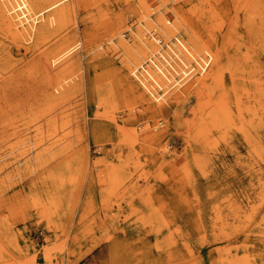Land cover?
Instances as JSON below:
<instances>
[{
  "label": "rangeland",
  "instance_id": "rangeland-1",
  "mask_svg": "<svg viewBox=\"0 0 264 264\" xmlns=\"http://www.w3.org/2000/svg\"><path fill=\"white\" fill-rule=\"evenodd\" d=\"M72 1L75 19L42 52L17 55L0 34V264H264V0ZM146 7L201 40L147 30ZM140 31L159 33L158 61ZM177 42L215 65L148 109L128 80L170 66ZM64 43L68 80L81 78L51 102L40 87Z\"/></svg>",
  "mask_w": 264,
  "mask_h": 264
},
{
  "label": "bare ground",
  "instance_id": "bare-ground-1",
  "mask_svg": "<svg viewBox=\"0 0 264 264\" xmlns=\"http://www.w3.org/2000/svg\"><path fill=\"white\" fill-rule=\"evenodd\" d=\"M132 1L133 0H124V2H126V3H129ZM164 1H166V0H164ZM172 1L177 2L178 0H172ZM149 4H151V3L149 2ZM152 4H154V3H152ZM154 8H155V6H154ZM152 10H149L146 7V11L143 10V15L140 18H138V20H137L138 24H140V23H142L143 25L145 24V27L147 28V30L150 28H153V29H155V28L159 29L160 28L162 30V33L169 38H171L172 35H175V34H176L175 38L176 37L178 38V36H179L178 34H180V35L184 36L187 40L188 39L187 33H189V35L191 37H193V39H194V40L193 39L188 40L189 43H191V44L196 42V41L198 42L199 40H201V39H198L197 36H195L194 29L189 27L188 24L183 19H181V17H179V15L177 13L174 14L176 20L173 22V19L171 21L167 17V14H165L164 12L162 14L160 13L158 18L154 17L155 12ZM172 10H173V8H172ZM77 12H78V7L72 0H0V34L5 39H7V41L9 42L10 48H12V50H14L17 55H22L21 52L24 49L25 54H27L28 56H32L36 52H42L47 48V46H48L46 43L47 40H49V42H50L54 37H57V38L61 37V35H62L61 31L63 32L64 30H66V28L68 27V25L70 23V19L71 18L75 19V15L77 14ZM165 12H167V11L165 10ZM175 12H177V11H175ZM174 15L172 17H174ZM56 26H57V28H56ZM142 28L138 29V30H142ZM157 31H155V33H153V34H152V32H150L151 33L150 37L144 36L141 31H140L141 35L139 34V32L136 33L139 36L138 40L140 42L138 46L141 49H146L145 52H147L148 59L150 58V60L154 61V62H155V60L158 61V59H156L154 57V54H155L154 52L156 51L155 48L159 44H161V42H162V39L160 38L159 33L157 34ZM160 33H161V31H160ZM162 33H161V35H162ZM120 34L122 35V32ZM27 36H30L29 40L26 39ZM116 37H117V35H116ZM119 37H121V36H119ZM74 38H75V35L73 36V39ZM62 39H63V37H62ZM26 41L28 42V44L26 46H24V43ZM170 41H171V39H170ZM191 41H193V42H191ZM119 43L124 44L123 46L127 45L125 38H123V40ZM121 44H120V47H121ZM183 44H184V42H183ZM183 44L182 45H180L179 43L176 44L177 45V46L175 45L176 48L174 47L175 50H173V48H172L173 46L171 47L173 51L169 50L168 54H167L169 56V59H167L168 56L167 57L165 55L162 56L164 59L166 58L168 60L170 66H167L166 68H164V66H163V68H164L163 69L161 66H159L158 64L155 63L156 67L151 66L153 68V70H151L147 66L150 69V71L149 70H145V71L139 70L138 72H136L135 71L136 68L133 69L135 76L138 77V79L136 80L137 85L132 80H128L129 81L128 84H131L130 88L135 93V95L137 97H139L142 100V102H146V104H148V109H153L152 105H154L155 102H156V104L160 105V102L156 100L158 98L165 100V103L161 104L160 106H164L166 103H168V101L171 100L170 99L171 96L181 98L182 96L180 95V93H178L180 86H184L183 84H186L188 80H192V79H194V81H193L194 83L204 82V79H202V78L206 75V73L209 71L211 66L215 65L214 64L215 63L214 57H213L211 52L207 51L208 48L202 49L203 52H206L205 54H203V52L198 51V48L197 49H190L189 48L190 46L188 47V45H183ZM155 45H157V46H155ZM200 45L202 47V44H200ZM50 46H52V45H49L48 47H50ZM191 46L195 47L193 45H191ZM75 47H73L69 43H64L63 48H61V47L57 48L56 50L53 51L51 56L48 57L49 62H48V67H47V71H46L47 73L45 75V79L42 80V84L40 87L42 91H45V97L44 98L46 100L53 102L52 100H54L55 98L61 97L62 95L66 96L65 92H69L73 87L78 86V84L80 82L79 80L81 77H79L78 80H73V84H71L70 80H68L71 77V75L73 76L75 73L74 71H73L74 73L72 72L73 67H74V66H72L73 64L69 65V63H68L66 65V67H64L65 63H67L70 60V58L72 56H74ZM111 47L114 48L113 45H111ZM115 48H116V46H115ZM122 50L124 51V49H122ZM166 52H167V50H166ZM125 54H126V52H125ZM128 54H129V52H128ZM128 54H126V55H127L128 59H130L131 55L130 54L128 55ZM162 54H163V52H162ZM143 56H144V54H143ZM147 56H145V57H147ZM159 57H160V55H159ZM157 58H158V56H157ZM135 60H137V59L135 58ZM106 61H107L106 63L112 65V63L110 61H108V60H106ZM123 61H124L123 63L126 62L125 59ZM130 61H132V60H130ZM77 62H78L77 65L82 66V62L80 60L76 61L75 63H77ZM193 62L197 63V66L195 69H194L193 65H190L191 63L194 64ZM138 63H139V61H138ZM77 65H75V68ZM162 65H163V63H162ZM110 67H112V66H110ZM123 67H129L130 68V64H128L126 62L123 65ZM120 70H121V68L118 67V69L116 71L118 72ZM130 71H132V69ZM156 72H158V74H156ZM154 74H156V75H154ZM184 74H185L186 82H185V80L181 79L184 76ZM216 76L218 78V72H217ZM107 82H110V80H108ZM53 86H56L55 92L57 94H54L53 91H50V89ZM79 88L81 89L80 86H79ZM110 88H109V90H110ZM73 91H74V89H73ZM110 92H112V90ZM78 93H79V91H78ZM42 94H44V93H42ZM111 95H113V94H110V96ZM63 96L61 98H63ZM72 96H74V94ZM153 98H155V100H156L155 102H154ZM112 102H114V101H112ZM58 104H61V102ZM115 104L116 103H114L113 105L115 106ZM113 105H112V107H113ZM52 108H53V106H52ZM0 119H2V118L0 117ZM111 119L114 120V118H111ZM60 122H62V121H60ZM57 125L60 126V123L59 124L57 123ZM63 127H66V126L63 125ZM119 129H121V128H119ZM55 131H56V127H53V132L55 133ZM128 134L130 135V137L133 139L134 142H136L140 138L137 135V131H135V130L128 132ZM128 142H129V139H128ZM134 145H135V143H134ZM66 154H67V152H66ZM55 174H57V173H55ZM57 176L58 175H56V177ZM51 177H53V176H51ZM54 180H56V179H54ZM60 180H62V179H60ZM58 184L60 185V183H58Z\"/></svg>",
  "mask_w": 264,
  "mask_h": 264
}]
</instances>
